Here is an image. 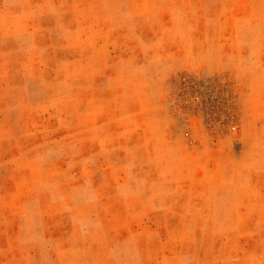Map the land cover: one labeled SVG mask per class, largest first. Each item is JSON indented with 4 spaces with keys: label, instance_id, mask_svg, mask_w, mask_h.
<instances>
[{
    "label": "rangeland",
    "instance_id": "obj_1",
    "mask_svg": "<svg viewBox=\"0 0 264 264\" xmlns=\"http://www.w3.org/2000/svg\"><path fill=\"white\" fill-rule=\"evenodd\" d=\"M0 264H264V0H0Z\"/></svg>",
    "mask_w": 264,
    "mask_h": 264
}]
</instances>
